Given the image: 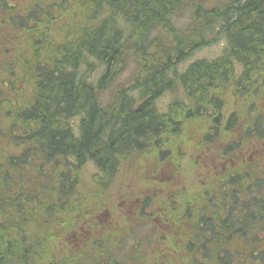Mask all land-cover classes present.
I'll use <instances>...</instances> for the list:
<instances>
[{
	"label": "trees",
	"instance_id": "1",
	"mask_svg": "<svg viewBox=\"0 0 264 264\" xmlns=\"http://www.w3.org/2000/svg\"><path fill=\"white\" fill-rule=\"evenodd\" d=\"M2 95L0 264H264V153L237 155L264 140V0H0ZM185 148L216 163L173 190L141 175L156 191L121 215L118 176L178 177Z\"/></svg>",
	"mask_w": 264,
	"mask_h": 264
},
{
	"label": "rangeland",
	"instance_id": "2",
	"mask_svg": "<svg viewBox=\"0 0 264 264\" xmlns=\"http://www.w3.org/2000/svg\"><path fill=\"white\" fill-rule=\"evenodd\" d=\"M211 1H216V0H210ZM183 17H180L182 20L185 19V15L182 14ZM216 37L215 35L211 36V38L213 39L212 43H210V45L202 47L198 50H196L193 54H191L188 59L186 60V62H184L182 64V68H184L187 64H189L190 62L196 60V59H200V58H214L216 57L218 54H220L222 52L224 43L222 42V40L218 39V38H214ZM218 39V40H217ZM131 63L129 64V66H127L122 72H120L115 79V82L112 83V85L108 88L107 92H110L111 90H113L114 88H116L117 86H122L124 84L127 83V81L130 78V72H131ZM92 75V73H91ZM4 99V95H2L0 97V102ZM232 100L230 99L229 102L226 103V110H230L231 106L233 108H235L234 103L232 104ZM11 106L5 104L2 106V108L4 109H8ZM237 138H239V136H237ZM242 151L245 155H252L254 156L255 154H259V152H263L264 153V140L260 141V140H256V141H248V143L245 141L243 146H242ZM201 152V151H200ZM200 152H198L196 150V148L192 149H187L185 148V154L183 156V158L181 159L180 162V170L182 172V174H179L178 177H176V174L174 171L171 170V168H169L167 165L163 166H156L154 168L153 171H156L154 177L152 176L151 173H149V167L150 164L147 162H143L140 163V158H138L137 162L134 163L131 168L132 171L129 170V168H127L126 170H124L116 180L122 179L120 185H117L116 183L113 184L112 188L110 189V196L111 198L114 200L113 203L114 204H122V205H128L131 203V201L126 198L125 194L128 193L130 196L135 197L136 195H141V194H145V193H153L156 190L153 188H147L146 185H143L141 180H140V176L143 175L144 180H153V179H167V180H172L171 177L174 178V180H172V186L170 188V190H173V187H179L182 184L185 183H189L188 185H191L193 178L195 179L197 177L196 180H198L199 178H201L202 174H201V170L198 169V167L194 166L192 161H195V157H201L203 158L202 161V166L204 167V169L206 168V164H204L205 162H207L208 168L212 169L213 167V163L215 164L216 161L213 159H209L211 158L210 154L211 151L208 149L207 153L204 155L203 153L201 154ZM210 156V157H209ZM129 164V162L127 163ZM203 167H201V169H203ZM87 169V167H85V170ZM152 172V171H151ZM199 175V176H198ZM119 187V192L116 195L115 191H117L116 189ZM162 193H164V191H161ZM128 207V206H127ZM127 220L130 221L131 219L129 217H127ZM113 241V239H112Z\"/></svg>",
	"mask_w": 264,
	"mask_h": 264
},
{
	"label": "flooded vegetation",
	"instance_id": "3",
	"mask_svg": "<svg viewBox=\"0 0 264 264\" xmlns=\"http://www.w3.org/2000/svg\"><path fill=\"white\" fill-rule=\"evenodd\" d=\"M232 108V107H231ZM231 110V109H230ZM241 136V135H240ZM242 137V136H241ZM241 141V140H240ZM237 155L239 156V157H241L243 160L245 159V158H247V159H253V158H248L245 154H243L242 153V150H240V151H238L237 152ZM254 157V156H253ZM209 159H213L212 157L211 158H209ZM228 157H224L223 158V160H221V166H222V169L223 170H225V171H227V169H228ZM229 159H231V157L229 158ZM243 160H241V161H243ZM232 163V166H234V165H236V161H234V162H231ZM205 164H206V168H208V165H207V162H205ZM225 171H223V172H225ZM151 174H152V176L154 177V175H155V173H156V171H152V172H150ZM162 192L160 191V192H157L156 194H154L153 195V200H152V208L154 209V211H155V214L157 215V216H153L152 217V219H153V222L154 223H158V218H159V213H161L162 211H163V205L159 202L160 201V199H159V197L161 198L162 197ZM156 200L158 201L157 203H156ZM130 204H128L127 206L126 205H120V206H118L119 207V212H120V214L121 215H123V216H127V217H129L130 219H132L133 220V218H135V217H137L138 216V214H137V212H136V214H137V216H136V214H135V211H136V209H137V207L139 206V205H137V206H135V208L132 206H129ZM147 214H149V212H148V210H144V212L143 213H141V216L142 217H146L147 216ZM95 215V214H94ZM100 216H101V214L100 213H98L97 215H96V223H99L100 221H101V218H100ZM110 216V213H104L103 214V217H106V218H108ZM131 221V220H130ZM84 223H85V227L84 228H82V233L85 235V234H87V235H89V234H91L92 232H95V230H96V223L95 222H91V220H84ZM160 228H161V230L163 231H169L165 226H163V225H160ZM86 236V235H85Z\"/></svg>",
	"mask_w": 264,
	"mask_h": 264
}]
</instances>
